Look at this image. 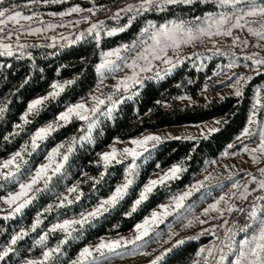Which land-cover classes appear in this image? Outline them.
<instances>
[{
  "label": "snow or ice",
  "instance_id": "6c2138e0",
  "mask_svg": "<svg viewBox=\"0 0 264 264\" xmlns=\"http://www.w3.org/2000/svg\"><path fill=\"white\" fill-rule=\"evenodd\" d=\"M63 2L64 0H26L24 4L17 5L9 3L8 0H0V56H12L14 54V44L17 49L23 52V49L28 47V45L20 43L22 35H36L42 31L46 32L57 27H66L67 25L64 23L53 24L50 22L44 27H33L32 22L40 25H45V22L40 19L38 12H32V14L27 15L23 11V9H31L32 6L37 4ZM198 3L215 5L218 11L207 12L204 16L194 17L191 20L176 17L159 25L148 21L140 30L137 38L131 43H125L110 51L102 52L101 62L96 66L100 82L103 83L106 74H113V78H115L114 74L116 72L129 69L130 74L118 79L114 85V92H120L121 90L126 92L133 85L142 84L143 79L147 78L142 76V74L152 72L156 61L176 67L177 63L181 62L180 53L183 47L194 46L197 42L203 44L205 40H208L213 43L215 48L216 40L214 38L231 37L232 46L240 47L241 51L244 52L243 60L246 63L243 66L249 68L252 73L238 75L233 73L236 79L231 83L230 87L234 90L236 97L242 98L246 85L253 81L255 77H264V56L261 55V52H264V0H136L135 3L126 4L125 7L118 9L110 17V19L119 21L123 16H127L128 22L126 25L105 29L104 22L99 21L91 23L90 27L85 31L87 35L93 36L99 44L102 33L108 37H113L120 32H124L138 16H142L145 13H164L170 11L173 7L192 6ZM98 10L94 8L82 9L79 6H74L59 13H49V15H58L63 18L71 16L73 13H82L84 11L95 15ZM89 21L90 16H84L81 20L69 21L68 23L79 25L82 22L88 23ZM236 29H246L247 33L255 38V42L247 38L241 39L239 35H234V30ZM85 31L80 32L75 40L69 42L77 43L83 40ZM13 37H15L14 41ZM50 39L53 44L48 46L52 47L56 42V37L52 36ZM250 45L260 51H253L248 54L245 50ZM215 54L234 57L227 65L230 69L240 66L238 61L241 57L234 51L229 53L215 48ZM249 61L250 64L247 63ZM231 79L232 77H229V80ZM68 83L71 82H65V84L53 83L51 85L52 91L47 95L29 102L26 111L20 117L23 123L15 125L18 131L14 134L19 135L24 130V125L31 123L29 117L39 115L46 103L59 97ZM184 98L182 97V99ZM91 99V107L84 102L69 105L53 122L35 130L30 136L31 151H29V143H25L10 158L0 162V179L18 186L17 191H9L7 195L0 196V202L7 205L10 209L7 215L3 217L4 220L23 213L24 209L28 208L37 199V194L48 188L53 177L64 168V164L67 163L69 158L68 154L73 151V146L77 143V140L75 137L72 139L67 153H61L60 151L64 145H58L53 148L46 155V162L40 164L34 171L28 172L26 178H23L25 173L21 172V168L28 163L25 159V154L31 156L40 147L41 142L47 140L58 128L70 123L73 118L88 122V133L85 136H81L79 138L80 141L91 140L92 130L99 121L90 119V117L100 112L101 106L106 101H111L112 107L107 109L105 115L108 117L112 116L113 108L116 105L113 95H109L106 98L93 96ZM6 111V106H0V118H3ZM215 131H218V129H209V133ZM174 138L181 139L182 137ZM186 138L193 139V137ZM162 139V137L157 135H147L142 138L132 139L130 143L134 147H126L123 150H117L113 147L111 151L99 154L105 171L101 172L99 178H93L95 183L98 184L103 180L110 164L123 163L125 159L130 157L131 163L125 168L123 182L117 184L114 191L107 198L100 199L91 210L82 211L78 218L73 217L64 219L62 222L53 223L47 231L39 236V239L35 240L36 246L44 248L42 258L23 259L22 264H54V262L59 264L56 258L61 255L62 246L71 239H77V237L73 236V233L78 231L76 226L79 225L80 228H83L85 225H90L93 220L116 209L129 196L130 190L133 189L139 176L140 165L137 160L143 156L144 152L149 151L150 142H154L151 147L155 148L162 142ZM236 139L240 142L241 150L240 152L232 153L233 155L246 153L253 164L264 163V88H256L247 125ZM246 139L247 143L245 142ZM233 147H235L234 144L228 145V149ZM229 154L228 151L224 153L225 156ZM213 163L215 162L213 161ZM183 171L185 169L182 164L174 165L158 179L148 180L139 190L137 198L132 202L130 210L125 215L132 216L148 200L158 185L179 179ZM257 172L258 175L250 171L245 172L243 182L235 178L239 173H230L225 177L226 180L231 181L227 191L213 203H210L197 216L194 212L195 206L186 205L185 201L194 192H199L202 188H205L206 182L214 179L211 174L206 175L203 180L192 184L183 193L172 196L169 204L160 205L158 210L152 211L150 216L145 217L141 223L135 224L134 235L131 238L121 237L107 240L101 238L95 245L83 247L77 257L70 261V264H113L114 260L123 259L125 256L151 255V253L144 250L150 242L146 238L151 237L156 227L159 224H163L167 217L173 214L176 216V222L183 223L184 228H191L197 223L200 225L208 224L210 219L223 220V225L203 228L197 236L188 238L199 239L203 235L215 237L209 246L201 247L198 250L193 264H264V167H258ZM41 182L43 187L38 186ZM0 187H3V185H0ZM215 187L224 189L225 184L223 181H219ZM67 191L68 193H76L75 197L70 199L69 196H63L57 204H49L43 211L50 213L54 208L71 205L75 201H79L83 195V193L79 192L78 185L68 188ZM254 193L260 194L254 195ZM207 195H211V193L209 192ZM250 196L252 197L251 201H249ZM234 200L249 201V207H238ZM0 211H3V209H0ZM234 212L238 213L235 219L231 221L225 219V213L231 216ZM213 213L215 215H211ZM42 215L43 213L37 214L35 222L31 225V232H35L42 224ZM218 227L224 229L222 236L217 232ZM57 231L64 233V239L60 240L55 247H46L49 234ZM29 234V230L23 228L13 234L10 242L6 246L0 247V261H6L10 254L19 256L20 253L16 245L19 241L28 237ZM160 235L161 233L156 232L153 239H159ZM176 235L178 233L174 232L172 226L169 225V240L165 241V243H168ZM184 243V239L177 240L172 244V247L155 256L150 261V264H160L168 253Z\"/></svg>",
  "mask_w": 264,
  "mask_h": 264
},
{
  "label": "trees",
  "instance_id": "16d2710c",
  "mask_svg": "<svg viewBox=\"0 0 264 264\" xmlns=\"http://www.w3.org/2000/svg\"><path fill=\"white\" fill-rule=\"evenodd\" d=\"M126 2L127 0H94L93 3L85 0H64L63 3L46 4L40 11L59 13L74 6L83 9L93 7L113 9ZM37 6H34V10H37ZM217 10L215 5L198 3L192 6L173 7L164 13L149 12L138 16L124 32L113 37L101 34L99 44L93 37L68 51H35L31 57H0V106L7 108L3 118H0V162L10 158L25 143H29L31 151L30 136L35 130L53 122L69 105L89 97L100 82L96 66L101 62L102 52L131 43L148 21L159 25L176 17L191 20ZM127 22L128 18L117 23H108L107 29L124 26ZM224 63L225 60L220 57L211 60L204 69H198L190 62L184 63L162 79L147 81L135 89L129 98L123 100L113 110L111 117L100 115L99 123L91 134V140L83 141L76 147L74 145L73 151L68 154L70 158L65 164L63 175L54 179L47 189L40 192L33 204L21 215L8 220L0 217V247L6 246L11 236L20 229L30 232L28 237L16 245L19 256L10 254V257L6 258V261H0V264H22L23 259L42 258L44 248L35 245V240L39 239L40 235L53 223L79 216L82 211L92 208L100 199L107 198L117 184L123 182L124 173L121 167H117L118 171L114 177L105 174L98 184L93 179L99 178L101 172H104L99 163V154L114 140L126 141L149 130L196 125L220 119V129L212 135L196 140L170 141L151 151L141 178L130 190L129 196L116 209L95 219L90 225L76 227L78 231L74 232L73 236L77 239H71L62 246V253L56 258L59 264H70L83 247L103 237L131 232L135 224L140 223L173 193L198 176L209 161L217 159L228 150L229 144H235L236 138L247 125L253 103V87L264 77L255 79L242 98L212 97L206 105L180 104L182 97L194 99L205 89L215 92L223 88L224 85L215 84L214 79L219 64ZM65 82L71 83L66 84L59 97L48 101L39 115L30 116L31 123L24 125V130L15 135L14 133L18 131L15 125L23 123L20 117L26 111L28 103L37 97L47 95L52 91L53 83ZM82 125L80 120H71L41 142L40 147L31 156L25 154L28 163L21 168V172L25 173L23 178L44 163L46 155L58 145H64L60 151L67 153L72 139L81 134ZM234 149L238 148L233 147L231 150ZM181 164L185 171L179 179L158 187L132 216L125 215L151 175L172 165ZM0 185H3L0 187V196H5L17 188V185L3 179H0ZM76 185L79 192L83 193L79 201L62 208H54L50 213L43 211L49 204H57L63 196L73 199L76 193H68L67 189ZM38 213H43L41 216L43 222L35 232H31V225ZM62 239L64 233L60 231L50 233L46 247H55ZM206 242L207 240L202 239L187 243L168 256L162 264H188L196 259V253Z\"/></svg>",
  "mask_w": 264,
  "mask_h": 264
},
{
  "label": "rangeland",
  "instance_id": "374dc122",
  "mask_svg": "<svg viewBox=\"0 0 264 264\" xmlns=\"http://www.w3.org/2000/svg\"><path fill=\"white\" fill-rule=\"evenodd\" d=\"M22 1H24V2L22 3ZM85 1L93 3L94 0H85ZM8 2L9 3H15L17 5H22L26 1L25 0H8ZM126 4H129V3L126 2V3L119 4L118 6H116L114 8L113 11L116 12L118 9L125 7ZM37 5H38L37 6L38 7L37 10H34V6H32L31 9H28V8L23 9L24 13L27 14V15L32 14V12H38L40 14V19H42L45 22V25H40V24H38L36 22H32V26L33 27H44L49 22L54 24L56 21H62L64 19L81 20V18L84 17V16H90V21L88 23H86V24H88V28H89L91 23H96V22H99V21H103L104 25H105V24L108 23L107 20L109 19V17L107 15H99L100 13H96L97 11L95 12V15H92L89 12L84 11L82 13H73L71 16H65L63 18L59 17L58 15L57 16H50V17L47 16V17H45V14L47 12L40 11V9L42 7H44V5H46V4H37ZM80 8H82V7H80ZM94 8L102 10L101 8H97V7H94ZM29 10L31 12H29ZM125 19H127V17ZM82 23H84V22H82ZM106 29H107V26H106ZM46 33H47V31L46 32L42 31L40 34H36V35H27L26 34L27 35L26 38H25L26 40H21L20 39V43L26 44L30 40V41L39 42V44L42 45L45 48L52 49V48L56 47V45H58L60 43L61 38L58 37V36H55L56 37V42H55L54 46L49 47L48 45L53 44V41L50 39L51 36H48V35L46 36ZM102 34H104V33H102ZM69 36H70L69 34L63 35L62 39H67V38H69ZM222 38L223 37H216L214 39L217 42V41H220ZM250 41L255 42V38L251 37ZM205 42L212 43V42H210L208 40H205ZM199 45H202V44L197 42L194 46L190 45V46L183 47V49H182V51L180 53V61L181 62L177 63L176 67H172L171 65L163 64L160 61H156L155 62V67L153 68V71L152 72H148V73H143L142 76L146 77L148 75L149 77H151L150 78L151 80H159V79H162L165 75L170 74L171 72L175 71L177 68H179L181 65H183L184 63H187V62H190V63L196 65V67L198 69H204L208 65V63L211 60L216 59L218 57V55L217 54H213V53H204V54L203 53H198L196 51V47L199 46ZM15 49H16V47H15V44H14V53L16 52ZM27 54H28V57H31V54H29V53H27ZM243 55H244V52L242 53V55H239L241 57V59L238 61V64L240 65L238 67L231 68V69L227 67V65L234 59V57H232V56H230V58H226L225 59V61L228 62V63L225 62L224 64H219V66H218L219 68H218V70L215 73L216 78L214 79V83L215 84L224 85L223 88H221L220 90H217L215 92H212V91H210L208 89H205V91L199 97L194 98V99L193 98H184V99H182L180 101V104L182 106H190V105H192L194 103H200V104L206 105V104H208V102L210 101V99L212 97H218L219 99H223L226 96L236 97L234 95V90L230 87L231 83H233L234 80L236 79V76L233 75V73H235L237 75L238 74H252L248 68H246V67L244 68V66H243L246 63L243 60ZM12 56H0V57L11 58ZM175 62L176 61L174 59V63ZM249 62H247V63H249ZM126 74H130V70L129 69L127 71H124V72H120V71L116 72L114 74L115 78H113V74H109V77H106L104 79L103 83L99 82L98 86L89 95V97H87L86 99H84L82 101H79V102H84L89 107H91L92 106V99L91 98L93 96L106 98L109 95H113V100L116 101V105L113 108V110L116 109L120 105V103H122L123 100H125V99H127V98H129L131 96V93L135 89H137L138 87L143 85V84H135L126 92L123 91V90H121L120 92H114V85L117 83V80L122 78ZM229 77H232V79L229 80ZM254 80H255V78L253 79V81ZM253 81H251L248 85L245 86L244 93H245L246 89L249 87V85ZM253 89H254V92H255L256 87L254 86ZM37 98H39V97H37ZM79 102H77V103H79ZM109 107H112V102L111 101H106V103L101 106V111L96 113L95 116L90 117V119L98 120V117H100V115H105V113L107 112V109ZM251 107H252V105H251ZM73 119H76V118H73ZM76 120H79V119H76ZM80 121L83 123V125L81 127V134L76 138L77 143L75 144V147L83 142V141H80L79 138L81 136L87 135V133H88V122L82 121V120H80ZM217 121H219V123H217ZM94 128H93V130H94ZM212 128H216L218 130L220 129V119H213V120H210L208 122H204V123L196 124V125H185V126H179V127H169V128L159 129V130H149V131L144 132L141 135H138V136L132 138V139H138V138H142V137L147 136V135H157V136H160V137L163 138L162 142L159 143L155 148L151 147V144L154 143V142H150L149 146H148L149 147V151L148 152H144L143 156H141L137 160V163L140 165V169H139V176H138V178L136 180V184L138 183V180L141 178V175H142V172H143V170H144V168L146 166V163L149 161L148 154L151 151H154L155 149H157L159 146H161L164 143H167V142H170V141H174V140H196V139L205 138V137H207L209 135H212V134L217 132V131H215V132L209 133V129H212ZM93 130H92V132H93ZM174 137H182V138L181 139H175ZM186 137H193V139H187ZM132 139L126 140V141H121V140H117L116 139L109 146H107L100 154L111 151V149L113 147H115L117 150H123L126 147L127 148L134 147L130 143V141ZM85 141H90V140H85ZM234 151L238 152L239 150L238 151L235 150V149L234 150H230L229 151V153H230L229 155H227L225 157L220 156V158L217 161H215V163H208L206 165V167L203 169V171L198 176H196L188 185H186L185 187L181 188L177 192L173 193L166 201H164L160 205L169 204L170 201H171L172 196L178 195L180 193H183L192 184H195L196 182H198L200 180H203L205 175H206V173H208V171L211 170V169L223 167L225 164L228 165V166H231L232 169H233V173H239L238 177H241L239 180H241L243 182V180L245 179V172L250 171V172L258 175V172H257L258 167H264V163H261L259 165L253 164L251 159H250V157H249V155L246 154V153H241L240 155H233L232 153H234ZM68 157L70 158V156H68ZM45 162H46V160H45ZM99 163L103 167V161L101 160L100 155H99ZM130 163H131V158L130 157L125 159L123 163H120V164L112 163V164L109 165L106 174L107 175L109 174L111 177H114L117 174V171H118L117 167H121L122 170H123V173L125 174V168ZM65 164H64V167H65ZM173 166L174 165H172V166H170V167H168L166 169L160 170L157 173H154L153 175H151L148 178V180H150V179H158L161 175H164ZM113 167L115 168V170H111ZM231 167H229V169ZM103 169H104V167H103ZM63 170H64V168L61 170L60 173H58L56 176L53 177L52 181L54 179H56V178L58 179L60 176H62L63 175ZM104 171H105V169H104ZM216 175H218V172L216 173ZM213 178H215V175L213 176ZM148 180H147V182H148ZM176 180H171V181L166 182L163 185H158L154 189V191L158 187H162V186L167 185V184H169V183H171L173 181H176ZM52 181H51V183H52ZM219 181H223L224 184L228 182V180H226V179H212L211 181L206 182L205 188H202L199 192H194L193 195L191 197H189L187 201H185L186 205H194L195 206L194 207L195 215L199 216L202 213L203 209L206 208L210 203H213L216 199L219 198L220 195H222L225 191H227V187L230 186V184H231V183L227 184V186H225L224 189H220V188L216 187L217 188L215 190L216 192H214V193L210 192L211 195L213 194L215 199L213 200V202L206 203L207 198L210 196V195H207V193H205L207 191L206 189H208L210 187V185H211V187L212 186L215 187V185ZM38 186L39 187H43V183L41 182V184L38 185ZM17 190H18V186L13 191H17ZM39 194L40 193L37 194V197H38ZM150 196H149V198H150ZM202 197H203V199H202ZM237 201L238 200H234L235 203ZM31 205H29L28 207H30ZM159 206L156 209H154V210H158ZM0 209H3V211H0V217H4L10 211L8 206L3 204L2 202H0ZM26 209H24V211ZM89 210H91V208L86 210V211H89ZM21 214H18L16 216H19ZM150 214H148V216H150ZM211 215H215V213H213ZM225 215H228V214L225 213ZM148 216H146V217H148ZM76 217L78 218L79 216H76ZM100 217H98V218H100ZM71 218H73V217H71ZM71 218H68V219H71ZM185 223H186V221H185ZM169 225L172 226V230L174 232L178 233V235L174 236L168 243H165V241L169 240V236H168ZM213 225H223V220L222 219L221 220L210 219L208 224L200 225V224L197 223V224H194L191 228H184L183 227V223L176 222V216H175V214H173L171 216H168L163 224H159L156 227L155 232H153L151 234V237L146 238V239H149L150 242L148 243L147 247L144 250L149 252V253H151V255L145 256V255H139L138 254V255H135V256H125L123 259L114 260L113 264H150V261L152 259H154L155 256L159 255L165 249L172 247V244H174L177 240L184 239L185 243H190L192 239H188L189 237L197 236L201 232V230L203 228H209V227H211ZM78 226L79 225H77L76 227H78ZM222 229H223L222 227H218L217 228V232L220 233ZM156 232L161 233L159 239H153L155 237V235H156ZM133 235H134V232L132 230L131 232H128V233H122V234H117V235H113V236H106V237H103V238L106 239V240L107 239H118V238H121V237L131 238ZM200 238L205 239V240L208 241V244H206V245L204 244L202 246V247H207L213 242L215 237H213L211 235H203V236H200ZM99 240H97L94 243H90L88 245H95L96 243L99 242ZM88 245H86V246H88ZM129 247H131V246H129ZM170 253H168V255ZM168 255L165 256L164 259L167 258ZM193 261H191L188 264H193Z\"/></svg>",
  "mask_w": 264,
  "mask_h": 264
},
{
  "label": "built area",
  "instance_id": "2783aa9c",
  "mask_svg": "<svg viewBox=\"0 0 264 264\" xmlns=\"http://www.w3.org/2000/svg\"><path fill=\"white\" fill-rule=\"evenodd\" d=\"M128 3H135L136 0H127ZM94 8V7H93ZM95 9V8H94ZM113 9H102V10H98L96 13H100L99 15H107L109 17V19L107 20L108 23H117L119 21L124 20L127 16H123L122 19H120L119 21L110 19V17L115 13ZM49 15V13L45 14V17H47ZM69 21H77L74 19H64L62 21H57L56 24H60V23H64L65 25H67L66 27H57L53 30H49L46 33V36H58L61 38V41L58 45H56V47L49 49V48H45L42 45L39 44V42L36 41H28L26 43V45H28V47L23 49V52H21L19 49H15L16 52L14 53V55L11 58L14 57H28V54H32L35 51H49V52H55V51H68L71 50L72 48L78 47L80 45H82L83 43H85L86 41H88L89 39L93 38V36H89L86 33V29L88 28V24L86 23H80L79 25H75V24H69ZM105 24L104 27L106 29V26L108 25ZM85 31V37L83 40L77 42V43H70L69 41L71 40H75V38L80 34V32ZM69 34V38L67 39H62L63 35H67ZM234 35H239L241 37V39H251L250 35L247 33V30H239L236 29L234 30ZM26 34L21 36V40H26ZM15 40V37H13V41ZM215 48H219L221 49L223 52H232L234 51L235 53H237L238 55H242V51L240 47H235L232 46V38L231 37H223L220 41L216 42ZM215 48L213 47V43H209V42H205L202 45H199L196 47V51L198 53H213L215 54ZM248 54H250L253 51H260L259 49L253 48L251 47V45L245 50ZM218 55V54H217ZM261 55L264 56V52H261ZM218 57L222 58V59H226V58H230L229 56H225V55H218ZM250 64V62H249ZM245 68V67H244ZM249 69V68H248ZM128 69H124L120 72H124L127 71ZM106 77H109V74H106ZM147 78L143 79L142 84L146 83L147 81H151V77H149L148 75L146 76ZM258 78V77H255ZM227 151V150H226ZM229 152V151H228ZM240 152V151H238ZM225 153V152H224ZM224 153H222L220 156L225 157ZM234 153H237L236 151H234ZM220 156L217 159H213L211 161H209V163H213V161H217ZM260 193H254V195H257ZM252 200V197H249V201ZM249 201H240L238 200L236 202L238 207H244V208H248L249 207ZM238 216V213H232L231 216L225 215V219H229V221H231L232 219H235ZM223 231L224 229L221 230V232L219 233L221 236L223 235ZM215 239V238H214Z\"/></svg>",
  "mask_w": 264,
  "mask_h": 264
},
{
  "label": "crops",
  "instance_id": "0c3cea01",
  "mask_svg": "<svg viewBox=\"0 0 264 264\" xmlns=\"http://www.w3.org/2000/svg\"><path fill=\"white\" fill-rule=\"evenodd\" d=\"M57 22V21H56ZM56 22L54 23V24H56ZM226 62V61H225ZM226 63H228V62H226ZM259 78V77H258ZM255 79H257V78H255ZM255 87L256 88H258V87H261V88H264V79H261L257 84H255ZM254 90V89H253ZM245 142L247 143V139L245 140ZM235 147L236 148H238V149H235V150H241V145H240V142L239 141H237L236 140V142H235ZM234 147V148H235ZM231 149H233V148H231ZM231 149H228L227 151H230ZM229 167H231V166H228V165H224L223 167H219V168H214V169H211V170H209L208 171V173H206V175H209V174H211V176L213 175H215V178L214 179H225V177H227L230 173H233V169H232V167L229 169ZM218 172V175H216V173ZM205 175V176H206ZM212 176V177H213ZM217 176V177H216ZM236 179H240L241 177H238V176H236L235 177ZM231 183V181H228L227 183H225V186H227V184H230ZM217 188L216 187H211V185H210V187L208 188V189H206L207 191L205 192V193H208V192H212V193H214V192H216L215 190H216ZM215 198H214V196H213V194L212 195H210L208 198H207V200H206V203H210V202H213V200H214ZM238 239H239V237H238ZM200 240H202V238H199V239H192L191 240V242L192 241H200ZM185 244H187V243H185ZM185 244H183V245H185ZM206 244H208V241L205 243V245ZM183 245H181V246H179V247H177V248H175V249H173V251L168 255V256H170L173 252H175L177 249H179L180 247H182ZM166 259V258H165ZM164 259V260H165ZM164 260H162L161 262H160V264H162V262L164 261Z\"/></svg>",
  "mask_w": 264,
  "mask_h": 264
}]
</instances>
